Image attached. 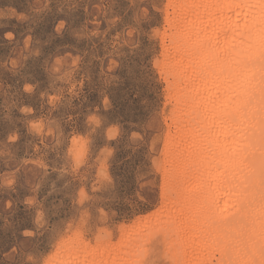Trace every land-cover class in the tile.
<instances>
[{
    "label": "rangeland",
    "instance_id": "374dc122",
    "mask_svg": "<svg viewBox=\"0 0 264 264\" xmlns=\"http://www.w3.org/2000/svg\"><path fill=\"white\" fill-rule=\"evenodd\" d=\"M166 3L0 0V264H53L79 232L118 245L162 210Z\"/></svg>",
    "mask_w": 264,
    "mask_h": 264
},
{
    "label": "bare ground",
    "instance_id": "6f19581e",
    "mask_svg": "<svg viewBox=\"0 0 264 264\" xmlns=\"http://www.w3.org/2000/svg\"><path fill=\"white\" fill-rule=\"evenodd\" d=\"M164 19L163 208L120 227L118 245L76 233L56 264L262 259L264 0H167Z\"/></svg>",
    "mask_w": 264,
    "mask_h": 264
},
{
    "label": "snow or ice",
    "instance_id": "6c2138e0",
    "mask_svg": "<svg viewBox=\"0 0 264 264\" xmlns=\"http://www.w3.org/2000/svg\"><path fill=\"white\" fill-rule=\"evenodd\" d=\"M96 2L98 3L99 2V0H96ZM143 7V6H142ZM149 8H151L152 7V5H149L148 6ZM59 20H61V21H64V20H68V24H67V26L66 25H64V24H61V26H60V29H62L66 34L68 33V29H69V27H72V23H71V20L70 19H68L67 17H59L58 18ZM138 19H139V17H138ZM143 21H141V23H142ZM110 27V26H109ZM130 27H132L133 28V32L135 31V26L134 25H130ZM60 29H58V31L60 30ZM9 35H10V33H9ZM3 36V33H0V37H2ZM32 90H31V88H26L25 89V92H31ZM25 102L27 103L28 102V100H27V98H25ZM49 103H51L48 99H47V97L45 98V100H44V104H45V111H44V113H40L39 112V104L37 103V104H34L33 105V108H36L37 109V114L38 115H46V113H47V105H49ZM28 109H25V111H27ZM33 118H35V117H33ZM33 127H35V125H33ZM104 127H107V125H103L100 129H99V131L101 132V135H102V133H103V129H104ZM3 130V122H2V119H0V131H2ZM12 139H16L15 137H12ZM3 170V168H2V161H0V171H2ZM21 182H22V180H21ZM261 256H262V259L260 260V262H259V264H264V251H262V253H261ZM28 260L29 261H31L32 260V257H29L28 258ZM35 264H41V261L39 260V259H37L36 261H35Z\"/></svg>",
    "mask_w": 264,
    "mask_h": 264
}]
</instances>
